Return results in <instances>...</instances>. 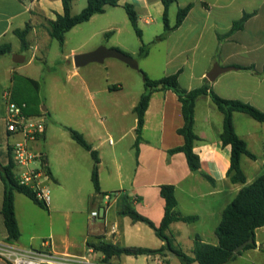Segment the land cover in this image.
<instances>
[{"label": "crops", "instance_id": "crops-1", "mask_svg": "<svg viewBox=\"0 0 264 264\" xmlns=\"http://www.w3.org/2000/svg\"><path fill=\"white\" fill-rule=\"evenodd\" d=\"M127 3L132 4L138 13L143 41L146 38V30H149L155 32L149 37L150 42L161 47L158 50V57L161 58L160 68L154 75H150L152 79L179 73L180 86L184 90L192 91L203 86L214 64L233 67L235 70L224 73L215 82H211L214 92L222 99L248 103L264 112V0H175L168 10V18L172 26L176 23L178 10L189 6L191 9L183 23L165 40L158 39L164 32L163 0H119V7L114 9L124 10L123 5ZM86 6L87 0L84 8ZM110 8L112 9L107 7L102 15H108ZM63 12L62 0H0V45L12 46L11 38L17 37L15 30L25 29L36 18H43L49 22ZM102 15H95L82 25L97 21V17ZM244 15L249 17L243 28L231 34L234 23L240 21ZM170 17H173V21ZM159 19H162L161 23ZM109 21L110 29L113 30L109 35L112 37L103 45L127 53L124 48H128V45L122 40L116 38L112 42L121 32L118 21L110 16ZM82 25L76 26L67 33L65 44L68 35ZM160 28H163L162 33H158ZM97 34L98 31H95L87 37L78 47L72 49L71 54L77 55L97 49L95 47L97 45L91 44V39ZM219 37H225L222 44ZM136 53L139 55V50H136ZM151 57L153 53L149 49L148 56L141 58L148 60ZM237 66H252L257 74L240 71ZM73 67L72 76H75L78 70ZM105 77L101 76L103 79ZM122 90L119 86L111 89L104 81L94 90L91 114L86 115L81 127H78L81 128L80 133L98 152L101 192L125 193L132 199L135 210L159 227L165 215V200L160 195V187L173 185L176 188L178 202L176 211L183 216H196L197 220L191 223L172 224L170 234L173 231L181 233L186 229H192L188 239L194 242L198 236L206 243L204 239L206 233L196 231L197 225L211 222L212 233L216 235V228L228 205L245 185L252 184L263 175L250 179L246 166H257L259 163L264 165V123L244 113L236 112L233 115L236 133L256 156L255 160L247 156L242 157L241 165L247 183L234 184L228 177L231 147L222 146L219 139L224 128V114L209 95L200 96L195 106L194 132L198 138L195 152L201 160V171H198L199 174H194L189 168L184 153H169L170 150L184 144L183 136L178 133V130L184 126V117L177 95L171 90L153 93L146 112L141 141L136 148L137 117L134 108L144 93V88L137 89L128 96L119 97ZM29 115L32 116L31 113ZM111 120L120 127L115 134L117 140L111 136L103 138L97 126L98 123L103 124ZM5 134L7 143H3L0 139V161L3 165L9 163L10 144L19 139L9 136L6 129ZM41 140L44 141L43 144ZM41 140L31 143V147L34 151L42 153L47 161L50 170L47 183L51 189L52 202L46 207L35 203L24 194L15 193V212L21 234L18 244L23 240V243L29 246H36L42 239L53 236L60 251L79 255H90V250H96L94 247L102 242L120 247L152 249L134 241L138 240L139 233L145 231L143 226L145 224L135 223L129 217L121 215L123 199L112 203L106 217L101 220L92 219L87 212L83 213L82 209H67L66 207L77 202L82 204L83 200H88L91 212L96 210L99 204H103L102 194L96 195L95 190L89 191L88 181L92 183L93 170H72L73 157L69 149H73L72 145L78 144L70 135L69 138L64 136L65 145L62 148L54 147L49 135L48 121ZM74 151L81 154L77 148ZM202 172L212 177L215 182L213 184L209 182ZM4 192L5 183L0 174L2 239L7 238L2 216ZM113 226H116V234L111 232ZM163 244L161 241L159 248ZM256 244V249L244 252L261 258L260 255L264 253L259 247L264 246V227L256 231ZM169 254L167 253L165 257L159 255L164 263L170 264ZM96 256L100 257L101 252L96 251ZM150 257L154 256H148ZM110 261L117 264H135L138 257H113ZM262 263L264 264V260Z\"/></svg>", "mask_w": 264, "mask_h": 264}, {"label": "trees", "instance_id": "trees-1", "mask_svg": "<svg viewBox=\"0 0 264 264\" xmlns=\"http://www.w3.org/2000/svg\"><path fill=\"white\" fill-rule=\"evenodd\" d=\"M74 0H62L63 14H57L54 20L49 21V35L52 39L57 40L61 45L65 44L66 35L76 26L87 23L95 15H102L106 12L107 7H119V0H87V6L78 15H72V4ZM175 0H163L164 14V32L158 39L165 40L169 34L177 29L184 21L191 7L178 10L176 23L172 26L168 18V10L170 5ZM123 8L131 22V25L141 42L139 50L140 57H147L149 53L148 45L143 41V33L138 23V13L132 4H124ZM249 15L234 23L231 34L241 30L247 21ZM31 30L28 24L23 30H15V35L20 39L22 47L25 49L28 46L27 36ZM108 33L107 35H109ZM225 37H219L220 44ZM12 46L10 44L0 45V56L11 53ZM240 71H250L257 74L254 67H240ZM144 74V73H143ZM34 84L35 81L31 80ZM115 89V87H111ZM173 91L181 105L184 117V126L178 130V133L183 136L184 144L180 147L169 151L170 154L184 153L189 168L192 172L201 171V160L195 152V143L198 140L194 132L195 124V106L198 98L202 95H209L213 103L224 114V128L219 139L224 147H231V163L228 170V177L234 184H246L247 177L242 169L241 161L243 156H247L253 160L256 156L250 152L247 143L238 136L235 131L233 115L236 112L244 113L252 117L254 120L264 123V112L258 110L248 103L237 100H225L220 98L213 90L212 83L204 80L201 88L187 91L179 84V73L165 76L160 79H151L144 74V93L134 108L137 117V140L135 147L138 148L141 141L142 132L145 125V116L149 108L151 97L157 91ZM27 114L28 111H27ZM32 115V114H31ZM71 138L83 149L88 151L94 161L92 171V183L95 194H107L101 192L99 182V157L98 152L93 149L84 135L77 130L67 128ZM43 165L50 174L47 161L43 160ZM16 166L13 160L12 149L9 148V163L3 165L0 161V174L5 183L4 201L2 207V216L4 225L7 231V240L17 242L20 238V229L15 212V193H21L29 197L35 203L43 204L38 200L36 194L29 188L19 185L15 177ZM204 177L211 182H215L212 177L202 172ZM160 195L165 200V215L160 224L156 226L149 218L139 214L133 207V201L130 197L124 196L122 202L121 215L129 217L135 223H143L151 228L155 235L164 243L159 249L137 248V247H120L114 244L102 242L94 247L96 251L105 255L106 260L113 257L121 258L123 256H153L160 255L165 257L170 253L177 257L181 264H228L235 261L238 256H241L244 251L257 248L256 231L264 227V175L258 177L252 184L245 185L238 193L236 198L225 209L222 220L216 228L215 234L218 239L217 245L204 243L200 237L194 240L193 255L189 256L184 250L175 246L172 235L170 234L171 225L177 222L191 223L197 220L196 216H183L176 211L178 206L176 198V188L173 185H163L160 187ZM249 240H254L246 246L242 252H236V249ZM264 252V248H263Z\"/></svg>", "mask_w": 264, "mask_h": 264}, {"label": "rangeland", "instance_id": "rangeland-1", "mask_svg": "<svg viewBox=\"0 0 264 264\" xmlns=\"http://www.w3.org/2000/svg\"><path fill=\"white\" fill-rule=\"evenodd\" d=\"M86 0H74L72 5V15H78L84 9ZM108 15L98 16L97 21L82 25L68 35L67 43L61 45L57 40H54L49 35V22L45 19L36 18L32 24H29L31 30L27 36L28 46L23 48L18 37L11 38L12 50L11 53L0 56V139L3 143H7L5 134L6 124V103L3 99L4 90H10L12 99L18 103L27 105L28 113L32 114L34 120L48 121L49 135L54 147L59 149L65 145L64 136L70 137V133L64 125L69 126L81 132L78 127L86 115L91 114L93 108L94 90L101 86L104 81L110 87L119 86L123 90L118 95L119 97L128 96L131 92H136L137 89L144 88V74L148 77L154 75L159 70L161 58L158 57L160 45L151 43L150 38L155 32L149 30L145 32L144 43L152 50L153 57L148 60H143L136 50H140L141 42L137 37L132 25L129 22L127 14L123 9H108ZM110 18H115L121 32L119 38L128 45L124 48L127 53H130L140 65V70H134L125 63L117 59H107L105 64L91 63L85 67L79 68L78 74L72 76L74 72V56L71 54L72 49L78 47L87 37L91 36L95 31L97 35L91 39V44L95 47L105 46L112 35H107L110 31ZM173 21V17H170ZM162 22V19H159ZM35 30V31H34ZM163 28H160L158 33H162ZM67 36V35H66ZM93 41V42H92ZM111 48L110 46H105ZM118 49V48H117ZM125 52L124 50H122ZM131 51V52H129ZM126 53V52H125ZM126 53V54H127ZM20 54L26 57V62L16 64L13 62V55ZM155 56V58H154ZM144 73V74H143ZM106 76L105 79L101 76ZM159 75V74H156ZM100 77V78H99ZM151 78V77H150ZM152 79V78H151ZM160 79V78H159ZM31 80L35 81L34 84ZM104 80V81H103ZM5 90V91H6ZM54 121H57L54 122ZM100 135L103 138L112 137L117 140L116 133L120 130L119 125L114 124L113 120L98 123ZM42 139V138H41ZM39 139V141L41 140ZM44 141L41 140V144ZM73 149H69L73 159L74 167L72 170H93L94 161L91 155L82 147L72 145ZM80 150L81 154H77L74 150ZM248 165V164H247ZM246 172L250 179L264 175V165L259 163L257 166H246ZM89 191L94 192V186L88 181ZM102 199V198H101ZM67 209H82L90 216L91 207L88 200H83L75 203ZM103 204H99L95 209L103 211ZM67 209H65L67 211ZM101 220V218H98ZM211 222H205L197 225L196 231H204L206 236L205 242L209 244H217V236L212 233ZM145 231L138 235L137 243L141 246L152 249L161 246L160 239L155 235L154 231L147 225H143ZM192 229H186L179 233L178 231L171 232L175 246L181 247L189 256L193 255L194 242L188 239V234ZM3 236L0 235V238ZM193 240V239H192ZM40 243V242H39ZM20 244L29 246L20 240ZM39 245V244H38ZM36 245V246H38ZM263 252V251H262ZM264 253V252H263ZM256 257L254 254L244 252L235 261L228 264H263L264 254ZM170 264H181L179 259L172 254H169ZM135 264H155L154 258L148 256L138 257ZM165 264H167L165 262ZM197 264V263H196Z\"/></svg>", "mask_w": 264, "mask_h": 264}, {"label": "built area", "instance_id": "built-area-1", "mask_svg": "<svg viewBox=\"0 0 264 264\" xmlns=\"http://www.w3.org/2000/svg\"><path fill=\"white\" fill-rule=\"evenodd\" d=\"M3 99L6 103V131L9 136L19 138L10 144L16 166L15 177L19 185L29 188L44 206L49 207L52 194L47 183L49 173L43 165L44 155L31 147V143L42 138L46 124L27 114L25 103L13 101L10 90L4 91ZM124 196L126 194L123 192L102 194L103 211H92L91 218L106 217L111 204L121 201ZM111 232L117 233L116 226L112 227ZM91 255L96 256V250L91 249L90 255L62 252L53 236L42 239L38 246H22L0 238V264H117L106 260L103 253L95 258ZM153 256L150 258H154L155 264H165L159 255Z\"/></svg>", "mask_w": 264, "mask_h": 264}, {"label": "water", "instance_id": "water-1", "mask_svg": "<svg viewBox=\"0 0 264 264\" xmlns=\"http://www.w3.org/2000/svg\"><path fill=\"white\" fill-rule=\"evenodd\" d=\"M117 59L126 65H128L130 68L139 71L140 65L139 63L130 55L126 54L125 52L116 49V48H107L105 46H100L97 49L77 54L74 56L73 62L76 69L85 67L91 63H98V64H104L107 59ZM26 61V57L23 55H14L13 56V62L16 64H23ZM235 70L233 67H223L219 65V63L214 64L213 68L210 70V72L207 74V78L210 82H215L222 74L227 73L229 71ZM194 174H199L198 171H195ZM254 242V240H249L239 246L236 249V252H242L246 246ZM260 249H263L264 246H260Z\"/></svg>", "mask_w": 264, "mask_h": 264}]
</instances>
